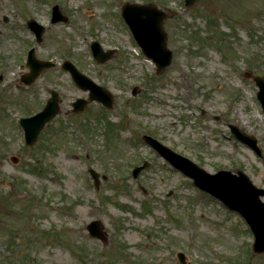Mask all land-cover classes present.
<instances>
[{"label": "rangeland", "instance_id": "1", "mask_svg": "<svg viewBox=\"0 0 264 264\" xmlns=\"http://www.w3.org/2000/svg\"><path fill=\"white\" fill-rule=\"evenodd\" d=\"M125 1L174 12L164 20L171 63L158 74L120 17ZM53 4L66 22H50ZM29 18L45 27L40 42ZM93 39L114 49L110 59L95 62ZM31 46L55 65L25 85ZM64 59L111 91L110 109L89 101L71 110L88 91L61 68ZM245 70L264 77V0H0V264H181L178 251L184 264H264L244 219L141 138L209 172L241 169L264 188V113ZM48 88L59 112L28 146L17 120L41 109ZM228 124L255 136L262 156ZM94 219L103 241L88 233Z\"/></svg>", "mask_w": 264, "mask_h": 264}, {"label": "water", "instance_id": "2", "mask_svg": "<svg viewBox=\"0 0 264 264\" xmlns=\"http://www.w3.org/2000/svg\"><path fill=\"white\" fill-rule=\"evenodd\" d=\"M194 1L195 0H185V5H191ZM121 14L135 40L141 46L144 54L154 62L156 72H159L168 65L171 61V50L166 45V34L163 30V20L168 14L156 8L153 4L128 2L121 5ZM57 20H66V17L60 13L57 5H54L52 7L51 21L55 22ZM27 25L35 33L36 40L40 41L43 27L32 19L27 21ZM90 47L97 62L105 61L114 52L113 49L104 51L95 40L91 42ZM26 65L29 67L30 71L22 74L21 80L29 84L43 69L53 66V62L36 58L34 55V48H31L27 54ZM62 68L70 72L71 77L78 86L89 90V100L97 99L106 106L111 105V93L104 87L94 83L86 75L82 74L70 61H63ZM245 75L252 76L255 83L258 85L259 91L257 92V97L264 111V78L258 75H252L249 71L245 72ZM49 92L50 97L46 100L45 105L40 111L32 116L23 117L19 120L23 127L27 144H31L35 141L39 130L47 121L54 117L59 110L57 92L55 90H49ZM132 92L135 93V88H133ZM85 103V99L77 98L72 105L74 106V110H82ZM231 130L238 139L246 142L260 154L255 138L239 132L234 126H231ZM143 139L157 149V151L174 166L192 177L195 185L220 198L230 208L238 210L246 219L253 232V252H264V203H260L258 199L259 195H264V189L255 187L247 175L239 169L236 170L237 174L232 173L230 170H218L216 173L210 174L191 160L160 144L152 137L144 135ZM12 159L16 160V158ZM143 166H145V164L134 167L132 170L133 176H136ZM90 172L94 178V183L97 184V173L92 169H90ZM87 228L91 235L104 239V235L100 230V225L97 220H92L87 225ZM177 256L179 261L184 263L183 254L179 252Z\"/></svg>", "mask_w": 264, "mask_h": 264}]
</instances>
